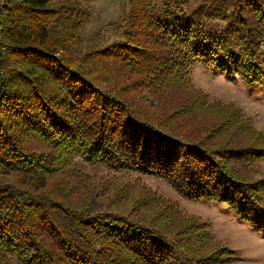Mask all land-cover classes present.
<instances>
[{
    "label": "trees",
    "instance_id": "16d2710c",
    "mask_svg": "<svg viewBox=\"0 0 264 264\" xmlns=\"http://www.w3.org/2000/svg\"><path fill=\"white\" fill-rule=\"evenodd\" d=\"M51 1L7 0L0 17V264H229L224 247L202 255L204 232L182 227L172 207L139 197L129 208L138 184L130 175L226 204L246 222L264 215V179L254 181L245 161L261 149L237 141L232 117L215 130L188 83L194 61L249 85L264 81V0H203L208 6L162 17L148 0H128L122 39L88 50L80 44L87 13ZM213 17L228 25L210 26ZM120 76L128 90L145 86L153 110L115 89ZM78 156L126 180L110 207L91 200L97 193L86 198Z\"/></svg>",
    "mask_w": 264,
    "mask_h": 264
},
{
    "label": "rangeland",
    "instance_id": "374dc122",
    "mask_svg": "<svg viewBox=\"0 0 264 264\" xmlns=\"http://www.w3.org/2000/svg\"><path fill=\"white\" fill-rule=\"evenodd\" d=\"M65 1L78 3L88 15L80 32L81 48L88 50L92 46L104 47L122 39L121 35L126 26L125 22L131 6L128 0H52L51 4L59 5ZM204 2L206 3L205 6H208L209 3L203 0H148L147 10L153 16L162 17L167 10L173 13H189ZM151 15L146 16L143 21H149L148 18L152 17ZM220 17L211 18L208 24L214 28L223 29L228 25V22L220 19ZM235 28L239 29L238 25ZM263 47L264 44L260 50ZM88 67L94 66L89 63ZM94 69L97 71V76H100L101 73L96 66ZM111 75H107V77ZM116 80L119 84L115 89L126 91L132 98H130L132 102L145 106V109L153 110V102H151L145 86L128 90L122 87L126 84L123 76L116 78ZM101 82L104 86L113 87L115 85L113 82ZM188 83L191 89L199 92L202 99L205 100V105L211 114L205 113L203 117L205 119L213 118V122L216 120L213 123L215 130H218L216 129L217 124L220 121L223 122L225 117L230 119L232 117L237 122L236 125H239V132L235 133L237 141L261 149L258 151L261 154L256 158L245 161H249L246 164V171L252 172L254 181H263L264 81L249 85L237 73L227 74L216 71L207 68L200 61H194L188 67ZM127 94L124 95L128 96ZM244 128L247 132L244 131ZM73 166L84 176L81 178V182L82 187L86 190L83 191L82 188L79 190L81 186L75 188L76 197H83L82 191L86 198L97 193V196H92L91 200L96 201L101 206L110 207L113 198L112 190L122 184L117 182L126 181L119 176L121 173L110 171L102 166L92 165L79 156L74 158ZM130 176L133 178L131 180L135 179V183L138 184L133 187L134 195L130 198L129 208L135 205V201L140 202L145 198L152 199L150 205L156 210L166 209L170 206L172 207L170 214L173 218L176 217L182 227L197 226L192 227V229L198 236L202 231L204 232L206 236L204 241L208 242V245L205 246V250L202 251L205 254L202 255L209 254L215 258L220 254L218 250L224 247L232 251V255L235 257L234 260L227 261L229 264H264V215L256 222H246L236 217L226 204L188 199L177 189L178 187L176 188L161 178L144 176L139 173ZM261 183L258 182L256 186L260 187ZM139 197L142 199L138 200ZM121 206L126 208L128 204ZM198 223H201L203 227L198 229ZM225 255H229V253ZM218 263L222 264L221 261Z\"/></svg>",
    "mask_w": 264,
    "mask_h": 264
},
{
    "label": "built area",
    "instance_id": "2783aa9c",
    "mask_svg": "<svg viewBox=\"0 0 264 264\" xmlns=\"http://www.w3.org/2000/svg\"><path fill=\"white\" fill-rule=\"evenodd\" d=\"M7 2V0H0V17L2 15V11L5 7V3Z\"/></svg>",
    "mask_w": 264,
    "mask_h": 264
}]
</instances>
